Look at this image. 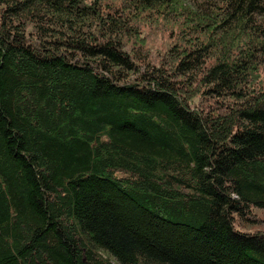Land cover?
<instances>
[{
  "label": "trees",
  "instance_id": "trees-1",
  "mask_svg": "<svg viewBox=\"0 0 264 264\" xmlns=\"http://www.w3.org/2000/svg\"><path fill=\"white\" fill-rule=\"evenodd\" d=\"M188 1L0 0V264H264V0Z\"/></svg>",
  "mask_w": 264,
  "mask_h": 264
},
{
  "label": "rangeland",
  "instance_id": "rangeland-1",
  "mask_svg": "<svg viewBox=\"0 0 264 264\" xmlns=\"http://www.w3.org/2000/svg\"><path fill=\"white\" fill-rule=\"evenodd\" d=\"M187 2H189V1L187 0ZM193 6H192V8L195 9L196 8V5H193ZM178 19L185 20L186 23H188V22L190 23V20L187 18V15H185V17H184V15L183 16H180ZM149 24L150 23H144L143 26H142V29L146 33H149V28L154 27L153 23L150 26H149ZM161 32H165V33H161ZM166 34L167 33L165 31V28L163 30H162V28H160L159 33L157 35L158 37H157L156 41H155V35L149 34L148 35V38L149 39L151 38V41L149 42V44H151V46L153 48L158 47L159 44H164L166 42V38H165ZM261 72H262V78L264 79V66H263ZM254 224H257L261 229L264 230V211H259V210L257 211V216L255 215ZM250 227H252V226H250Z\"/></svg>",
  "mask_w": 264,
  "mask_h": 264
}]
</instances>
